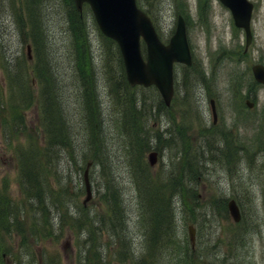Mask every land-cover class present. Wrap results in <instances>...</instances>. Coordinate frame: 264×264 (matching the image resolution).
Masks as SVG:
<instances>
[{
    "label": "rangeland",
    "instance_id": "rangeland-1",
    "mask_svg": "<svg viewBox=\"0 0 264 264\" xmlns=\"http://www.w3.org/2000/svg\"><path fill=\"white\" fill-rule=\"evenodd\" d=\"M176 1H142L145 8L155 9L162 38L175 26ZM178 1L189 11L186 27L194 62L189 67L175 64L174 94L169 106L161 103L152 86H125L111 44L90 15L83 18L92 62L88 77L94 84L102 116L95 130L106 136L110 147L105 164L83 153L89 151L84 143L88 128L83 126L82 79L75 71L74 30L65 0H31L32 8H40L38 26L42 32L36 42L29 29L21 26L28 18L27 1L0 0V192L12 209H8L9 215L28 213L23 223L26 228L39 222L42 210L37 207V197L29 196L20 180L16 151L32 143L40 149L45 145L35 100L42 81L40 74H50L67 127L66 148L48 150L38 165L39 181L31 187L41 189L45 203L42 208L53 225L52 235L34 234L26 238V246L14 232L3 235L1 244L6 252L1 257L5 264H27L31 256L36 264H105L108 247L114 250L109 264H135L140 258L149 264H182L186 254L193 256L196 264H264V147L257 148L251 140L253 135H264V86L253 83L251 87L249 72L252 63L264 64V0H252V39L245 55L241 54L244 33L234 26L228 9L210 0L201 20L197 0ZM3 56L15 64L8 71L10 63L3 61ZM18 74L23 77L11 81ZM114 87L118 93L126 92V101L114 93ZM31 92L33 99H28ZM246 95L254 101L253 106H243L237 112L235 105ZM210 99L217 112L215 123ZM22 101L21 117L13 116ZM125 108L133 115L128 125L124 121ZM177 126L183 137L191 140L193 152L204 154L198 161L196 179L185 166L179 180L196 183V197L187 204L181 199L179 185L170 182L177 176L176 161L183 153ZM224 133L229 134L236 148L226 144ZM241 141L246 143L242 145ZM144 144L146 148L142 149ZM222 145L234 150L235 155L221 154L216 148ZM136 147L141 149L138 164ZM151 150L156 151L154 165L147 161ZM87 162H91L87 174L91 197L83 204V170ZM144 174L155 178L158 187L166 188L164 197L173 210L169 245L165 240L156 241L160 244L154 247L148 244L146 190L154 184L147 185ZM114 192L118 194L120 212L108 211L106 215H110L102 220L110 208L105 200ZM232 197L240 207L238 222L224 207ZM112 220L115 229H96ZM189 224L195 227L194 252L186 239Z\"/></svg>",
    "mask_w": 264,
    "mask_h": 264
},
{
    "label": "trees",
    "instance_id": "trees-1",
    "mask_svg": "<svg viewBox=\"0 0 264 264\" xmlns=\"http://www.w3.org/2000/svg\"><path fill=\"white\" fill-rule=\"evenodd\" d=\"M26 1H27V5L25 6V8L28 18L25 26L24 24L21 26L23 30L24 27L25 28L27 27L29 29V31L31 32L30 34H32L33 36V40L36 42L40 37V33L42 32V29L39 28L38 26V22L40 20V15L38 13V10L40 8L38 10L36 8H32L31 0H26ZM65 2L68 6L67 14L69 16V19L71 20L72 28L74 30L75 71L77 74L81 76L82 79L81 103L83 110L82 111L83 126H87L88 128V133H86L84 136V143L88 147L89 151L86 152L83 150V153H90L91 157H93L97 163L106 164L107 158H109L110 147L106 139V136L95 130L96 124L98 122L102 123V116H100L98 103H97V94L94 88V84L92 80L88 77V74L92 67V62L87 50V38H86V32L82 18V16L84 15L76 10L72 0H65ZM108 41L111 44L109 48L114 55L116 54L118 58V62L120 63V67L122 69L118 48L112 40H108ZM2 59L3 61H9L6 59L5 56H3ZM9 63L10 65L7 67V71L8 69L12 68V66H15L14 63L10 61ZM16 77H17L16 79H11V81L14 80L17 82L23 76H19L18 74ZM121 78L123 79L125 86H127L123 74H121ZM39 80L42 81L39 87L38 97L36 96L35 100L38 102V106H39L40 125L44 129L45 145L43 149H40L39 146H37L35 143H32L24 149L17 150L16 155L18 158V165L20 170V180L25 185L26 192H28V195L37 197V203L40 204L37 207L42 210V212L40 213L42 216L40 217V219H38L39 222L37 224L33 223V227L31 225L30 227L26 228L23 225V223H24V218L29 217L28 213H23L18 217L9 215L10 211L8 209L11 208L8 207L9 205L8 201L5 199L3 193L0 192V264H5L1 257V254L6 252L5 247H3L1 244V238L3 235L7 234L9 236L11 233L14 232L18 236H20L21 242L25 243L26 246L27 237H32L34 234H39L41 235L40 237L49 236L53 228V225L51 224L48 216L46 215V213L43 211L44 209L42 208L43 206L45 207V203L42 199L41 189L36 187V190H31V187L36 186L37 182L39 181L38 180L39 176L37 171L39 167L38 165L43 160V158L46 157L48 150L50 153V151L54 150L56 146L59 147L60 149L66 148L67 127L65 125L64 119L62 118V114L59 109V106L56 103L57 100L56 86L53 82H50V74H46V76L40 74ZM113 91L121 99L125 101L127 100V98L126 99L124 98V95H126L125 91L122 93H118L115 87L113 88ZM28 99H33L32 92L31 95L28 96ZM22 104L23 101L21 104H19L17 108H15L13 112V116L21 117ZM130 108L132 107L130 106ZM124 114H125L124 121L127 122L128 125L129 120L131 118L133 119V115L131 113V110H127V108L124 109ZM176 132L181 133V137H179V139L182 144L181 150L183 153L179 156V158L176 161V165L178 166L177 176L175 178H171L170 182L174 186L179 185L181 199L184 203L187 204V202L192 200V198L196 197V190L193 187V185L196 183L189 185L188 182L186 181L182 182L179 180L183 177L182 172L185 166L189 171V173L192 175L191 177H193V179H196L197 170H198L197 165L199 164L198 161L199 159L204 157V154L200 152H193L191 148L192 142L191 140L185 139L183 137V131H181L180 126H177ZM157 139H160V137L157 136ZM223 140L226 142V144L229 143L234 148H236L235 144H233L231 137L229 136L228 133L223 134ZM139 147H142V145H139ZM145 148H146V144L143 145L142 149ZM216 149L219 150L221 154L227 153L228 156L235 155V153H232L234 152V150L231 151L228 148L224 147L223 145L217 147ZM139 150L141 149H138L136 147V151H135L136 164H138V162L140 161L139 159H137L140 158ZM227 150L228 152H226ZM35 166L37 167L36 170H34ZM143 181H145L147 185L154 184V186L147 187L146 190L148 196V203H149L146 209L148 212H150L148 216V220H149V231L147 238L148 244L151 247H154L160 244L156 241L162 240L163 242L165 240L166 245H169L170 243L169 241L171 240L172 231H173V226L171 227L170 224V222H172L173 210L169 202L164 197V194L167 193L166 188L165 186L158 187L157 185L158 182L155 180V178L151 176H147L146 174L143 175ZM37 203L35 204V206L37 205ZM105 203H107V206H110V208L107 211H105V214L103 216H101L102 220L106 219L110 215V214L106 215L108 211L112 212L113 214L120 212L121 207L118 203V194L116 192L112 193V195L105 200ZM2 205H5V207H2ZM117 219L119 222L121 221V218H117ZM91 227L92 226H89L88 229H92ZM103 228L113 230L116 228V226L112 220L110 222H107L105 225H101V226L99 225L96 229H103ZM92 231L95 233L94 230ZM184 249L187 250L188 247L186 246ZM113 253L114 250L111 247H108L106 249L105 264L110 263L113 257ZM184 260L186 262L182 261V264H196L195 259L191 255L186 254V258H184ZM27 264H36L33 256H31L28 259ZM135 264H149V263H144V259L140 258L135 262Z\"/></svg>",
    "mask_w": 264,
    "mask_h": 264
},
{
    "label": "water",
    "instance_id": "water-1",
    "mask_svg": "<svg viewBox=\"0 0 264 264\" xmlns=\"http://www.w3.org/2000/svg\"><path fill=\"white\" fill-rule=\"evenodd\" d=\"M83 2H88L95 20L106 36L114 39L120 49L126 80L129 85H154L165 104H169L173 94L172 64L174 61L190 64V53L184 33V25L179 18L175 33L167 44L159 41L150 19L137 8L135 0H74L79 10ZM233 14L237 26L245 30L246 45L250 42L249 18L251 6L242 8L244 0H223ZM243 14L240 15V11ZM140 37L146 43V55L140 50ZM255 79L264 83V66H252ZM247 104H251L247 101ZM215 119V111L213 110ZM151 164L155 162V153L149 154ZM87 196L90 197L87 170L84 171ZM234 220L239 219V211L233 200L228 203ZM190 237L193 240V229L190 226Z\"/></svg>",
    "mask_w": 264,
    "mask_h": 264
}]
</instances>
